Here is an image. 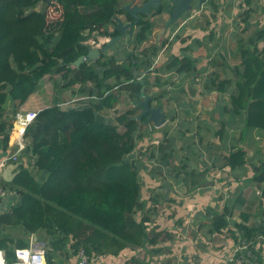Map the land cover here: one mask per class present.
Returning <instances> with one entry per match:
<instances>
[{
    "label": "trees",
    "instance_id": "obj_1",
    "mask_svg": "<svg viewBox=\"0 0 264 264\" xmlns=\"http://www.w3.org/2000/svg\"><path fill=\"white\" fill-rule=\"evenodd\" d=\"M120 2L0 0V135L4 145L12 127V119L6 117L8 108L18 109L43 77L58 75L62 89L77 85L80 95L88 97L79 105L65 108L54 102L36 112L34 121L25 129L26 151L33 156V169L42 174L37 179L32 169L18 161L13 179L3 185L15 200L0 213V250L7 264H15V250L27 248L30 235L39 231L48 238L46 264H57L56 255L67 253V249L74 255L82 250L91 262L102 256H117L125 249L154 246L170 236L168 231H150L146 217L136 218L137 211L144 207L140 201L139 169L133 157L139 138L137 97L142 87L144 93L151 86L163 88L160 72L198 77L205 66L190 55H172L153 71L154 84L149 85V69L167 42L151 43L154 25L147 16H141L129 40L132 53L124 63L104 53L96 61L85 60L76 67L75 61L85 57L92 47L87 43L94 35L91 33L112 36L108 27L117 15L132 21ZM217 2L207 0L213 11L218 10ZM243 2L247 15L252 0ZM54 8L59 9L60 18L52 23L49 16L54 14ZM167 10L160 6L153 15ZM92 40L99 44L97 38ZM239 42L241 45L243 40ZM143 44L147 46L141 48ZM238 55L230 112L244 115L245 130H264V26L247 38ZM140 68L147 73L142 79ZM134 70L138 72L136 77ZM111 79L114 84L105 82ZM208 83L221 91L227 86V81L212 74ZM120 92L134 105L110 118L108 111L120 102ZM163 98V93H158L151 102L161 105ZM140 122L144 123V119ZM163 144L168 145L166 141ZM246 153L244 149L230 150L223 157L224 167H242ZM255 171L252 181L259 185L264 182V171L260 172L259 167ZM263 196L264 191L252 202L239 199L242 223L236 225L237 236L231 233L236 242L238 236L252 242L249 250L257 264H263L260 252L264 221L252 226L249 220L256 212H263ZM232 211L233 207L224 206L212 215L203 226L205 233L210 236L225 229L231 232L228 216ZM261 219L264 220L262 216ZM5 229L18 230L22 236H9L3 232Z\"/></svg>",
    "mask_w": 264,
    "mask_h": 264
},
{
    "label": "crops",
    "instance_id": "obj_2",
    "mask_svg": "<svg viewBox=\"0 0 264 264\" xmlns=\"http://www.w3.org/2000/svg\"><path fill=\"white\" fill-rule=\"evenodd\" d=\"M163 1H160V3ZM143 2L144 0H121L120 3L126 6L142 5ZM227 2H229L228 7L237 4L239 8H246L241 0H228ZM252 3L248 7L250 12L246 15L248 24L245 27L239 28V25L235 22V27L231 28L230 26L229 34L225 25L217 26V28L214 26V29H211L209 38H214L219 50H229L232 44L235 45L236 49L240 40L244 42V39L252 36V33L248 30L249 25L254 28V24H256V19L252 20L255 14ZM194 4H197V2H194ZM151 12H154V10H151ZM218 13L212 22H217L220 19L227 21L231 16L230 10H223L222 12L219 10ZM117 16L121 21L128 22L123 15ZM263 18L264 15L260 19ZM165 26H167L166 23ZM224 27L225 29H223ZM108 29L111 31L112 26H109ZM192 29H195V27H192ZM243 33L247 35L244 37ZM125 35L126 37L116 44H122L124 50L122 63H124L125 57L132 53V49L128 52L127 46H125V43L130 40V36H128L127 32ZM94 37L97 38L99 44L101 41H107L106 39L109 40L111 38L110 35L101 37L94 34L87 43L90 45L91 43L94 44L92 40ZM193 42L191 46L189 42V45H185L182 48V55L187 54L196 58L193 55L195 50L208 47L206 39ZM99 44H94L95 46L92 47H99ZM167 45H165L166 48L168 47ZM114 49L107 51L108 53L112 52L109 56H114ZM209 50L211 51V48ZM161 51L149 69L150 76L147 80L149 85L154 84V81L152 83L150 81L153 78L155 79L156 73L153 71L159 69L169 59L168 57L166 61H162L164 60V54ZM221 51L216 53L220 61L215 58L213 59L214 61L201 63L205 68L201 69L200 76L194 77L191 74L178 75L175 73L163 74V72H160L164 81L163 84L166 83L165 87L168 89L151 86L144 93L149 97H152L153 93L158 90H160L159 93H163L164 98L161 105L166 122L161 127L156 128L152 124H142L139 121V138L136 141L133 157L136 159L135 164L139 169V179L142 184L140 201L144 207L137 211L136 218L146 217L150 231L166 229L170 236L165 241H158L154 246L125 249L117 256L98 257L89 264H129L130 262L145 264V259L137 257L139 252H145L148 258L162 260L166 264L175 262L176 246L173 242L181 240L182 244H188L193 233L189 230L191 225H196V230L200 233L199 231L204 230L203 226L207 224L208 220L210 221L211 216L221 211L224 206L237 209L240 207V198L247 200V202H252L259 195V198H261L262 191H264V182L258 185L252 180L257 174L255 168L259 167L260 172L264 171V130H245L244 115H234L230 112L229 98L235 92L236 67L239 61H226L225 57H221L223 54ZM139 72H142L139 79L147 75L142 68H140ZM211 74L214 77L219 76L220 80L227 81L225 91L209 85L208 79ZM50 79L53 80V89L55 91L52 104L54 102H57L58 105L69 103L66 106L69 107L79 105L80 101L88 99V97L80 95L77 85L70 90H64L61 88L60 84L62 82L58 75H47L38 82L35 90L18 109L8 108L6 117L12 119V127L8 132L6 145L2 142V136L0 135V187H4L5 183L13 179L18 161H22L25 167L32 169V174L37 179L42 174L33 169V156L26 151L27 141L25 139V147L17 153V160L14 162L11 159L17 151V140L13 135V112L14 110L38 112L46 108V106L40 107V104L35 102V99L42 96L40 93L42 89H45V83L47 84ZM105 82L114 84L115 80H105ZM57 87H60V89ZM116 89L114 88V90ZM63 93H66L67 99L63 96ZM110 94L111 92L108 93V95ZM119 97L120 102L112 110L108 111L110 118L121 113L118 109L122 99H124L123 92H120ZM152 105H158L157 101H154ZM173 130L177 131L178 134L173 136ZM164 141L168 143L167 149L163 144ZM232 149H244L247 152L245 164L240 168L231 169L224 167L223 157ZM148 152L149 155L147 154ZM147 155L148 157H146ZM147 184L149 185L147 186ZM147 187H149V191H145ZM6 189L2 202V212L8 210L15 201L8 188ZM7 192L8 197H6ZM262 201L264 213V196ZM161 208L162 210H160ZM262 218L264 219V216ZM220 234L208 236L205 233L199 237L205 239L207 243H213L215 235ZM44 235L43 231H39L34 235H30L29 239L44 244L47 249L48 238ZM189 252L193 253L189 254ZM186 253L190 256H198L203 264H217V262L222 264L224 262L222 261L223 255L218 256V253H216L214 256L213 250H210V255L208 254L209 249H193V244L192 246L189 245ZM77 261V254H72L70 249H67V253H58L56 255L57 264H77ZM159 261L156 264H159Z\"/></svg>",
    "mask_w": 264,
    "mask_h": 264
},
{
    "label": "rangeland",
    "instance_id": "obj_3",
    "mask_svg": "<svg viewBox=\"0 0 264 264\" xmlns=\"http://www.w3.org/2000/svg\"><path fill=\"white\" fill-rule=\"evenodd\" d=\"M227 1L228 0H218V2H217L218 10H216V11H213L212 8L207 4V0L201 7H198L197 4H194V5H192L191 10L189 12L185 13L180 18V20H178L176 22V24L169 26V27L165 26V23L170 16L169 10L162 12V14H160V15H153V12H150L147 15V17L150 20V22H152V24H154L153 34H152V37L150 39L151 43H154L156 45H160L162 42L166 41L168 44L167 45L168 47L166 48V46H165L161 51L164 54V60H162V61H166L168 59V57H170L171 55H177V56L182 55V48L185 47V45H189L188 43L190 42V46H191L194 43L193 41L200 40V39H201V41H202V39H206L207 43H208V47L207 48H199V49L195 50L193 52V55H195V57L197 59H199V61H201V63H205V61H212L215 58H217V61H220V58L217 57L216 53L218 51H221V50H219L217 48L218 45L216 46V41L214 40V38L213 37L211 39L209 38V33H210L211 29H214V26L217 28V26L219 27L220 25H223V26L225 25L226 31L229 34L230 33L229 28H230V26H231V28L235 27V25H234L235 22L237 23V25H239V28L245 27V25L248 24L247 21H246L247 22L246 23L243 20V16L246 15V13H244V10L247 9V6L244 4L243 0H241V1L243 3L244 7H246L245 9L239 8L238 5L228 7L227 5H229V2H227ZM252 2H253L252 7H254V9H255L254 10L255 14L252 17V20L256 19V24H254V26H255L254 28L249 25L248 30L253 34L256 31L255 30L256 28L264 25V18L260 19L264 15V0H252ZM162 3L164 5V7L168 6V8H169V3H167V1L164 0ZM120 5H123V4L120 3ZM36 9L39 10V7H37ZM151 10H154V9H151ZM219 10L221 12L223 10L224 11L230 10L231 16L229 17V19L227 21H223V19H220V20H217V22H215V21L212 22V20L215 17H217V13L219 12ZM53 11H54V14L49 16L52 20V23L59 22V18H60L59 9L54 8ZM218 14L220 15V13H218ZM177 23H180V24H177ZM181 25H183V26L181 27ZM192 27H195V29H192ZM56 28L57 27H55L54 30ZM51 29H53V28H51ZM223 29H225V27ZM224 33H225V31H224ZM92 34H96V33H91V35ZM174 35H176L175 37H177V38H175V37L173 38ZM246 35L247 34L243 33L244 37ZM106 40H108V39H106ZM246 40H247V38L244 39V42L241 43V45H238V47L236 49H235V45L232 44L230 46L229 50L221 51L223 53L221 55V57L222 58L225 57L226 61H239V55H238L239 47L245 46ZM182 41H184V42H182ZM219 42H220V40H219ZM223 44L225 45V43H223ZM91 45L94 46L93 43H91ZM125 46H127L128 52L131 51L132 47L129 44V41L125 43ZM146 46H147V44H143L141 48H144ZM114 48H115L114 49V52H115L114 58L117 59L116 62L122 63L123 62V55H124V50H123L122 44L116 45ZM209 48H211V51L209 50ZM108 52H106L107 53L106 55L109 57V54H112V52H110V53H108ZM234 53H235V55H234ZM153 79L150 80L151 83L154 81ZM165 85H167V84L166 83L163 84L164 88H166ZM53 87H54V84H53L52 79H50L47 84L45 83V89H42V91L40 93V95H42V96L37 97L35 99V102L39 103L40 107H45V106L48 107V106L52 105V98L54 97V94H55ZM57 88L60 89V87H57ZM166 89H168V88H166ZM159 92H160V90L153 93V95L156 93H159ZM61 93H62V91H61ZM123 95H124V97L126 96L125 93H123ZM63 96H65L67 99L66 93H63ZM162 101L163 100H161V102ZM68 104L65 103L63 105H60V107L65 108ZM133 105L134 104H132V100H129L127 97H125L124 99H122V101L120 103V108L118 109V111L123 112V111L127 110L128 108L132 107ZM175 134H178V132L173 130V136ZM193 150H195V149H193ZM147 154L149 155V152ZM148 155L146 157H148ZM148 185L149 184H147V186ZM3 188L5 191H7V189H6L7 187H3ZM146 190L149 191L150 190L149 187L145 188V191ZM6 197H8V192H7ZM259 197H260V195L257 198H259ZM160 210H162V208ZM250 212H252V211H250ZM239 213H240L239 207L237 209L233 208L232 213L230 214V216H228V221H229L228 228L231 229V232L229 230L225 229L220 235H215L216 237L214 238L213 243H207V241L205 239H201L199 237V236H202L203 234H205V232H206L205 228H204V230L203 229L200 230L199 231L200 233H198V231L196 230V225H194V224L191 225V228L189 230L193 233L191 234L190 242L188 244H182L181 240H175L173 242L176 246L175 247V250H176V254H175L176 258L175 259H176V261L169 263V264H203V262L201 260H199L198 256H194V255L190 256L189 255V254H192L193 252H189V254L186 253L187 248L189 247V245L192 246V244H193V249L194 248H196L197 250L209 249L208 254H210V255H211L210 250L214 251V256L216 253H218L217 254L218 256L223 255L222 261H224V262H222V264H226L227 258L229 256H231L232 254H234V252L237 248L238 241L237 242L234 241V238L232 237L231 233L233 231L235 236H237L239 234L238 229L236 227L237 224L242 223V219H241ZM263 215L264 214L261 211L256 212L255 216H253V218H251L249 220V225L258 226L261 223H263L264 220L261 219V216L263 217ZM160 231H163L162 233H164V234L166 233V229H160ZM190 231H188V232H190ZM3 232L5 234H7L9 236H13V237L22 236L21 232H19L18 230L5 229ZM261 247H262L261 248L262 250H261L260 254H262V256H263V254H264L263 244H261ZM175 250H173V251H175ZM46 251H47V249H46ZM137 257H139V259H145L146 260L145 264H156V262L159 261V260H155L153 258H148L145 252H139L137 254ZM180 257H182V258H180ZM170 259H172V258H170ZM262 260H263V264H264V256H263ZM200 261H201V263H200ZM129 264H135V262H130ZM159 264H166V263L162 262V260H161V261H159ZM217 264H220V262L219 263L217 262ZM227 264H230V263H227Z\"/></svg>",
    "mask_w": 264,
    "mask_h": 264
},
{
    "label": "water",
    "instance_id": "obj_4",
    "mask_svg": "<svg viewBox=\"0 0 264 264\" xmlns=\"http://www.w3.org/2000/svg\"><path fill=\"white\" fill-rule=\"evenodd\" d=\"M169 3L170 16L166 22L167 26L174 25L180 18L192 8L193 0H165ZM197 6L201 7L206 0H196ZM164 7L160 0H146L142 5H126L124 10L132 18V21L125 23L121 21L117 16L113 18L115 21V26L111 33L112 37L104 42H101L99 47H89L86 56H81L75 61L74 65L78 67L85 60H97L100 55L111 50L116 46L117 43L121 42L126 36V31L128 36H131L135 25L138 24L141 16H147L151 9H158L159 7ZM168 8V6H167ZM133 76H137V72L133 71ZM139 113L135 117L138 121L144 119V124H152L154 127L159 128L166 122L165 114L162 111V105L153 106L151 102V97L144 94V87L140 91V95L137 97ZM134 119V118H133Z\"/></svg>",
    "mask_w": 264,
    "mask_h": 264
},
{
    "label": "built area",
    "instance_id": "obj_5",
    "mask_svg": "<svg viewBox=\"0 0 264 264\" xmlns=\"http://www.w3.org/2000/svg\"><path fill=\"white\" fill-rule=\"evenodd\" d=\"M36 117V112H24L16 111L13 115V135L16 137V154L12 156V161L17 160V153L24 149V133L25 129L32 124ZM6 191L3 187H0V213L2 212V202L5 197ZM237 248L231 256L228 257L227 263L230 264H257V261L253 260V255L250 252L252 242L245 241L238 236ZM46 247L40 242H34L30 239L29 245L24 249H16L15 264H46ZM77 264H89L88 258L80 250L77 253ZM0 264H7L5 260L4 251L0 250Z\"/></svg>",
    "mask_w": 264,
    "mask_h": 264
},
{
    "label": "flooded vegetation",
    "instance_id": "obj_6",
    "mask_svg": "<svg viewBox=\"0 0 264 264\" xmlns=\"http://www.w3.org/2000/svg\"><path fill=\"white\" fill-rule=\"evenodd\" d=\"M194 2H197V1H196V0H193L192 5H193ZM110 26H112V30H113V28H114V26H115V21H114V20H113L112 25H110ZM112 30H111V31H112ZM111 31H110V32H111ZM126 32H127V31H126ZM125 34H126V33H125ZM127 34H128V32H127ZM125 36H126V35H125ZM111 37H112V36H111ZM130 37H131V36H130Z\"/></svg>",
    "mask_w": 264,
    "mask_h": 264
},
{
    "label": "bare ground",
    "instance_id": "obj_7",
    "mask_svg": "<svg viewBox=\"0 0 264 264\" xmlns=\"http://www.w3.org/2000/svg\"><path fill=\"white\" fill-rule=\"evenodd\" d=\"M237 5V4H236ZM249 10V9H248ZM203 36V35H202ZM201 40V39H200ZM129 47V46H128ZM244 50V49H243ZM228 68V67H227ZM209 71V70H208ZM211 80V79H210ZM196 89V88H195ZM186 109V108H185ZM240 133V132H239ZM190 138V137H189ZM192 143V142H191ZM185 156V155H184ZM192 160V159H191ZM31 173V172H30ZM29 175V174H28ZM175 175V174H174ZM46 177V176H45ZM28 185V184H27ZM29 186V185H28ZM26 198V197H25ZM40 204V203H39ZM32 225H33V222H32ZM35 226V225H34ZM33 226V227H34Z\"/></svg>",
    "mask_w": 264,
    "mask_h": 264
},
{
    "label": "clouds",
    "instance_id": "obj_8",
    "mask_svg": "<svg viewBox=\"0 0 264 264\" xmlns=\"http://www.w3.org/2000/svg\"><path fill=\"white\" fill-rule=\"evenodd\" d=\"M118 17V16H117ZM132 36V35H131ZM130 38V37H129ZM2 213V212H1ZM45 260H46V258H45Z\"/></svg>",
    "mask_w": 264,
    "mask_h": 264
}]
</instances>
